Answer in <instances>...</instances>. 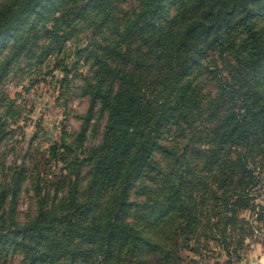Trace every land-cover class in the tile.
I'll return each mask as SVG.
<instances>
[{
    "label": "rangeland",
    "instance_id": "obj_1",
    "mask_svg": "<svg viewBox=\"0 0 264 264\" xmlns=\"http://www.w3.org/2000/svg\"><path fill=\"white\" fill-rule=\"evenodd\" d=\"M206 1L50 0L41 13L2 40V217L21 225L33 222L41 210L61 217L87 198L96 176V158L106 155L104 148H98L107 139L113 107L110 100L114 102L116 95L120 96L118 89L123 91L122 78L128 81L125 97L137 98L138 104L141 100L152 103L153 98L155 103L156 90L165 88L155 81L153 70L137 59L149 46L142 44V28L147 26L149 30L157 20L166 22L178 16L174 24H182V28L197 24L190 36L193 44L187 42L181 59L182 64L185 57L189 59L182 72L185 96L173 95L177 106L170 121L156 127L149 120L134 131L126 158H154L156 186L161 171L176 172L182 164L172 158H186L194 164V176L205 179L211 173L212 167L207 165L212 158L232 157L243 149V133L242 138L236 135L223 147L216 144L221 136L229 135L220 126L235 125L231 120V95L223 84L242 64L237 53L247 24L264 28V0L248 5L256 9L254 12L247 9L238 14L234 13V0ZM19 2L0 0V10ZM220 31L224 38L217 41ZM10 54L13 58L5 67L3 63ZM134 72L135 76L128 77ZM99 84L110 100L92 101ZM255 84L262 86V82ZM151 129L154 138L148 136ZM255 176L257 184L248 190L250 207L236 214L230 198L203 201L202 222L195 234L186 237L176 236L177 218L168 220L159 211L156 202L162 198L149 201L141 190L147 178L131 184L134 188L129 198L138 208L119 214L126 223L147 226L154 249L165 240L171 264H264V170L257 169ZM114 192L119 198L126 192L121 182ZM236 216L247 223L234 224ZM226 222L229 234L225 239L222 231ZM11 251L1 255L8 264H20L24 256L12 255ZM126 255L131 257L130 252ZM152 257L156 264V256ZM139 258L145 260L142 255Z\"/></svg>",
    "mask_w": 264,
    "mask_h": 264
},
{
    "label": "trees",
    "instance_id": "obj_2",
    "mask_svg": "<svg viewBox=\"0 0 264 264\" xmlns=\"http://www.w3.org/2000/svg\"><path fill=\"white\" fill-rule=\"evenodd\" d=\"M49 1L20 0L15 6L1 9L0 43L18 28L24 27L34 15L41 13ZM257 1L234 0V13L249 9L248 5ZM255 10L249 9L248 13ZM145 12L146 9L143 14ZM178 19L175 16L166 19V22L157 20L149 30L145 26L141 31L144 35L142 44L149 46L137 59L143 67H150L155 81L165 87L156 90L155 103L154 98L152 103L144 104L141 100L138 104L137 98L125 97L127 91L124 86L128 83L125 78H122L123 91L118 89L121 94L116 95L114 102L102 92L100 84L94 88L92 101H102L109 97L113 107L107 139L104 146L98 148V151L104 148L106 155L96 158V176L87 198L61 217L49 216L41 210L38 218L25 225L0 215V264H8L1 254L11 250L12 255L15 252L24 256L20 264H126V261L129 264H154L150 260L153 255L156 256V264H171L165 240L154 249L149 228L126 223L120 215L138 208L134 207L129 195L134 188L131 184L142 178L147 179L145 186L140 188L149 197V201L153 197L158 201L159 197L162 198L156 202L159 211L168 216V220L177 218L174 220L177 224L176 236L186 237L196 233L203 219V201L230 198L237 208L236 214L251 206L248 190L252 189L251 185L257 184L256 170H264V139L261 138L264 137V28L254 23L247 24L245 36L240 40L241 51L238 49L237 57L242 60V64L239 71L235 73L232 70L231 80L223 84L231 95L230 105L234 109L231 120L235 125L232 128H228L227 124H224V128L220 126L226 129L224 134L230 136H221L219 143H216L223 147L230 138L235 139L233 137L236 135L242 138L243 133V149L232 157L212 158L207 165L212 167L211 173L205 179L199 175L194 176V164L188 163L186 158H172L182 164L176 172L161 171L162 178L156 182V186L153 182L156 180L153 179L157 177L152 176L153 170H157L154 158H126L134 131L140 130L149 120L156 127L158 123L170 121L177 106L173 95L185 96L186 85H183L182 72L189 59L185 57L183 64L181 59L186 54L187 42L193 44L190 36L195 33L193 29L197 24L182 28V24H174ZM217 37V41L222 40L224 32H218ZM19 44L21 41L14 49ZM8 57L10 59L3 63L5 67L10 64L13 54ZM254 74L257 75L254 77ZM135 75L134 72L128 77ZM138 75L141 76L139 72ZM255 82H262V86L257 87ZM152 132L154 129L149 130L150 138H154L155 133ZM188 175H192V178H187ZM120 182L126 192L119 198L114 191ZM232 222L247 223V220L236 216ZM228 223H225L222 231L225 239L229 234ZM240 244L243 245L242 242ZM128 252L131 257H127ZM140 255L144 261L139 258Z\"/></svg>",
    "mask_w": 264,
    "mask_h": 264
}]
</instances>
